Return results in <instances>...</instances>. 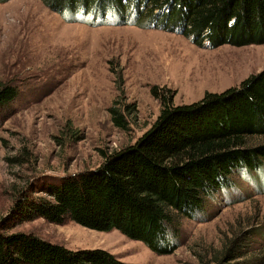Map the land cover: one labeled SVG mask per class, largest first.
<instances>
[{"label": "rangeland", "instance_id": "1", "mask_svg": "<svg viewBox=\"0 0 264 264\" xmlns=\"http://www.w3.org/2000/svg\"><path fill=\"white\" fill-rule=\"evenodd\" d=\"M73 16L78 19L66 20L41 0L0 3V80L20 90L0 112V217L32 179L95 167L100 149L133 143L158 116L162 94L172 97L173 106L187 105L264 68V43L198 46L173 29L144 25L143 15L113 24L86 22L81 12ZM115 100L123 111L126 104L135 107L127 131L110 121L108 107ZM23 151L27 162L8 160ZM242 170L195 218L182 219L178 247L169 254L116 229L74 222L14 220L12 230L70 249L102 248L126 263L202 264V255L209 260L227 238L251 229L247 256L264 259V163Z\"/></svg>", "mask_w": 264, "mask_h": 264}, {"label": "trees", "instance_id": "2", "mask_svg": "<svg viewBox=\"0 0 264 264\" xmlns=\"http://www.w3.org/2000/svg\"><path fill=\"white\" fill-rule=\"evenodd\" d=\"M41 1L66 20L78 19L73 15L80 12L86 22L108 24L143 15L144 25L173 29L198 46L264 43V0ZM19 94L18 85L0 80V112ZM161 102L146 131L131 144L100 149L102 159L95 167L42 175L17 190L13 205L0 217V264H132L102 248L70 249L32 232L12 230L14 220L38 218L104 232L116 229L157 254L172 253L183 218H195L236 171L263 166L264 68L238 86L206 92L187 105L173 106L165 94ZM134 110L126 104L123 111L115 100L108 107L110 121L127 131ZM26 153L8 160L23 164ZM250 232L233 234L209 260L202 255V264H262L264 259L247 256Z\"/></svg>", "mask_w": 264, "mask_h": 264}]
</instances>
